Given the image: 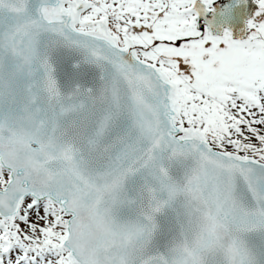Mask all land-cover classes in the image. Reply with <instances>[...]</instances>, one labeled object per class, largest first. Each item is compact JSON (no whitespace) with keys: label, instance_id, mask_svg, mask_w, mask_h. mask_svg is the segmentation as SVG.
<instances>
[{"label":"snow or ice","instance_id":"obj_1","mask_svg":"<svg viewBox=\"0 0 264 264\" xmlns=\"http://www.w3.org/2000/svg\"><path fill=\"white\" fill-rule=\"evenodd\" d=\"M0 264H264V0H0Z\"/></svg>","mask_w":264,"mask_h":264}]
</instances>
